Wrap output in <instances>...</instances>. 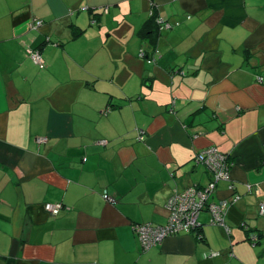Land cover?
Wrapping results in <instances>:
<instances>
[{
  "label": "crops",
  "instance_id": "1",
  "mask_svg": "<svg viewBox=\"0 0 264 264\" xmlns=\"http://www.w3.org/2000/svg\"><path fill=\"white\" fill-rule=\"evenodd\" d=\"M208 147L230 233L203 211L142 250ZM263 191L264 0H0V264H264Z\"/></svg>",
  "mask_w": 264,
  "mask_h": 264
},
{
  "label": "built area",
  "instance_id": "2",
  "mask_svg": "<svg viewBox=\"0 0 264 264\" xmlns=\"http://www.w3.org/2000/svg\"><path fill=\"white\" fill-rule=\"evenodd\" d=\"M105 11L107 10L105 9ZM157 24H162V21L157 20ZM34 25L38 27L42 25V21L37 20L34 22ZM159 26L163 29L170 27L167 24ZM25 53L39 69H44L45 62L37 50L34 51L26 47ZM138 56L144 58V51L140 50ZM146 60L148 63L153 61V59ZM141 139L142 135H139V140ZM45 141L46 138H38L36 140L37 143H43ZM103 143L105 142H100V144ZM194 161L197 164L204 165L210 171V181L204 186L191 185L181 190L174 188L165 205L168 211L166 224L152 225L151 223H135L132 225V230L142 250L160 245L168 236L190 233L199 229L201 225L199 216L203 211L208 212V223L210 225L219 226L226 233H230L229 226L226 223V215L230 203L227 200H220L217 203H213L209 202V198L212 196L219 182H227L228 191L233 192L234 187L230 174L233 163L228 154L220 152L215 147H208L197 152ZM247 188L250 189L249 186ZM233 195L234 199L232 201L239 198L238 195L234 193ZM262 195L264 197V191ZM44 209L56 214L61 210V205L46 203ZM259 214L264 215L263 202L259 204ZM198 237L201 238L200 235ZM250 240L253 242L256 240V237L251 235ZM213 255H217V253Z\"/></svg>",
  "mask_w": 264,
  "mask_h": 264
},
{
  "label": "trees",
  "instance_id": "3",
  "mask_svg": "<svg viewBox=\"0 0 264 264\" xmlns=\"http://www.w3.org/2000/svg\"><path fill=\"white\" fill-rule=\"evenodd\" d=\"M156 24L154 23V21L151 19V20H149V22L148 23H146V26H145V28L142 30V32L141 33H145V34H151V33H153L154 32V26H155ZM156 27V26H155ZM155 29H157V28H155ZM250 239V238H249ZM256 241V240H255ZM255 241H253V242H255Z\"/></svg>",
  "mask_w": 264,
  "mask_h": 264
},
{
  "label": "rangeland",
  "instance_id": "4",
  "mask_svg": "<svg viewBox=\"0 0 264 264\" xmlns=\"http://www.w3.org/2000/svg\"><path fill=\"white\" fill-rule=\"evenodd\" d=\"M104 112V111H103Z\"/></svg>",
  "mask_w": 264,
  "mask_h": 264
}]
</instances>
